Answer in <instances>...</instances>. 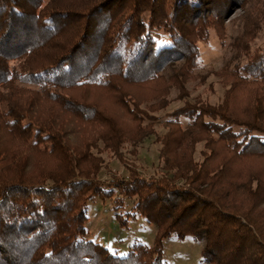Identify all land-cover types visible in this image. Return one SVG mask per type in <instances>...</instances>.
<instances>
[{"label":"trees","instance_id":"1","mask_svg":"<svg viewBox=\"0 0 264 264\" xmlns=\"http://www.w3.org/2000/svg\"><path fill=\"white\" fill-rule=\"evenodd\" d=\"M247 6L230 43L245 61L204 74L198 43L227 44L225 18ZM261 27L264 0H0V264H167L173 236L201 242V264H264ZM209 75L221 100L191 99ZM152 136L158 177L128 164L101 179L104 152L133 162L124 146ZM116 191L156 224L154 245L120 256L86 239L90 204Z\"/></svg>","mask_w":264,"mask_h":264},{"label":"rangeland","instance_id":"2","mask_svg":"<svg viewBox=\"0 0 264 264\" xmlns=\"http://www.w3.org/2000/svg\"><path fill=\"white\" fill-rule=\"evenodd\" d=\"M248 6L245 9H237L225 18L227 44H223L218 34L211 30L208 41H200L198 43L201 52V60L204 68L201 72L206 74L210 70L219 72L225 64L241 63L245 61L244 57H237L236 50L230 45L234 38L243 31L242 21L247 14ZM157 48L165 45H171V39H163L156 37ZM253 49L264 48V27L258 30L256 37L252 42ZM168 73V72H167ZM191 99L201 96L212 103L221 100L225 91L224 85L220 82V78L215 75H209L206 81L196 80L189 84ZM173 102L169 110L182 104V100L177 99V91L172 92ZM7 102L0 101V115L2 112L7 113ZM163 114V113H161ZM1 121V120H0ZM164 121V120H162ZM162 121L157 122L156 129L161 135L165 132L166 127ZM74 134L69 135L71 139H75ZM8 138H11L3 125L0 126V144L5 148L11 144ZM23 146V145H22ZM44 146L50 148L51 143L48 141ZM161 144L155 140V136L135 147L126 144L122 149L125 155L133 162L121 163L110 151L103 153L108 163L101 175V179L106 180L110 175L119 177L128 174L126 167L137 166V170L141 175L146 177H158L161 174L158 169V155ZM25 147V146H24ZM47 147V148H48ZM48 148V149H49ZM201 146H199V149ZM133 152V153H132ZM116 191L111 196L97 197L88 208V220L86 223V239L100 243L109 248L112 252L120 256L127 254L131 246L135 242H143L149 246L154 245L157 235V226L150 222L145 216L139 214L133 206L126 208L125 204ZM126 203L129 201L125 200ZM122 206L123 208L119 207ZM126 206V205H125ZM120 208V209H119ZM127 211L130 213L127 214ZM125 219L126 224H122L121 220ZM203 244L195 240L192 236L183 239L176 236L164 240V259L167 264H201V252Z\"/></svg>","mask_w":264,"mask_h":264}]
</instances>
